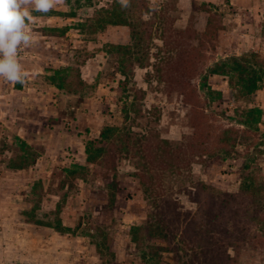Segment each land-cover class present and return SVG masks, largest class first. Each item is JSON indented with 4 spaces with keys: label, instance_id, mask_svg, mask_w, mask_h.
Wrapping results in <instances>:
<instances>
[{
    "label": "rangeland",
    "instance_id": "1",
    "mask_svg": "<svg viewBox=\"0 0 264 264\" xmlns=\"http://www.w3.org/2000/svg\"><path fill=\"white\" fill-rule=\"evenodd\" d=\"M103 9L133 21L139 35L132 39L127 26L110 24V16L117 18ZM32 15L35 42L20 53L26 81L0 80V264H143L130 230L154 207L133 176L137 157L92 163L85 153L105 126L128 133L132 142L157 139L186 150L188 167L180 175L165 170L160 182L182 210L238 193L244 159L254 158L264 183V80L250 103L235 101L224 76L210 79L221 101L199 89L216 62L250 54L264 59V0H128L123 8L118 0H64ZM210 18L217 32L212 39L203 37ZM112 45L131 46L125 90L119 86L126 79L119 72L121 56ZM249 105L259 107L262 118L249 150L237 146L241 158L204 162L205 153L180 145L188 144L197 124L206 133L241 127V111ZM18 138L37 154L23 170L8 168L22 154ZM262 194L258 202L264 205V189ZM37 200L46 219L60 210L66 230L27 221L24 212ZM251 201L231 202L238 212L228 218L236 233L229 253L237 264H264V221L241 216Z\"/></svg>",
    "mask_w": 264,
    "mask_h": 264
},
{
    "label": "trees",
    "instance_id": "2",
    "mask_svg": "<svg viewBox=\"0 0 264 264\" xmlns=\"http://www.w3.org/2000/svg\"><path fill=\"white\" fill-rule=\"evenodd\" d=\"M103 10L108 16L114 15L117 18L114 20L110 16L108 19L110 24L127 26L132 39L139 35L137 25L133 21L115 11L111 13L108 9ZM216 33L210 18L203 37L212 39ZM112 46L113 51L121 56L119 72L126 79L121 81L119 86L125 90L128 86L127 70L132 65L131 62L129 66L126 63L132 56L131 46ZM66 71L69 69H62L58 73L63 74ZM213 76H224L228 79L236 102L250 103L264 80V59H259L255 54L233 56L210 66L200 78L199 89L211 101H221L222 93L215 91L210 84ZM65 79L62 81L67 80ZM78 81L83 84L80 79ZM176 82L180 83L179 80ZM170 85L173 86L172 79ZM190 89H187L189 91L186 96L197 105V98ZM127 105L126 103L123 107L126 117H128ZM261 118L262 110L249 105L241 111L239 120L241 127H227L206 133L201 125L197 124L196 132L188 140V144L180 145H186L191 152L205 153L204 162L213 158L224 161L236 160L241 158L237 146L247 144L246 149L249 150L252 145L250 138L258 131ZM17 140L20 142L22 154L10 159L8 168L23 170L34 165L37 154L26 142L19 138ZM85 153L92 163L98 158H104V161L108 162L111 157L118 160L123 155L129 159L137 157L138 165L133 176L139 181L144 199L151 202L154 207L143 224L135 225L130 230L131 241L135 244L143 264H237L236 258L229 253L231 238H236V233L235 228L230 227L228 219L231 214L238 212L232 211L231 206V202L237 197L252 200L250 208L245 204L241 216L250 222L259 218L264 221V205L258 202L263 197L264 183L260 184L261 169L254 163V158L244 159L238 168L241 178L238 193H225L222 202L210 205L205 203L204 206H197L194 211L188 212L182 210L174 199L168 197V194L161 189L160 183L165 170H168L170 175H180L182 169L188 167L187 152L182 146L173 148L170 142L157 139L148 144L143 143L140 138L132 142L128 133L121 134L116 127L105 126L98 139L86 144ZM203 188L207 186L203 185ZM39 200L30 210L24 212L27 221L60 232L66 230L60 219L59 209L55 211L54 219H46L39 214ZM165 254L170 255L171 261H167Z\"/></svg>",
    "mask_w": 264,
    "mask_h": 264
},
{
    "label": "clouds",
    "instance_id": "3",
    "mask_svg": "<svg viewBox=\"0 0 264 264\" xmlns=\"http://www.w3.org/2000/svg\"><path fill=\"white\" fill-rule=\"evenodd\" d=\"M121 7L128 0H118ZM64 0H0V80L11 84L26 81L27 72L20 62V53L35 42L30 24L33 12L48 13Z\"/></svg>",
    "mask_w": 264,
    "mask_h": 264
}]
</instances>
